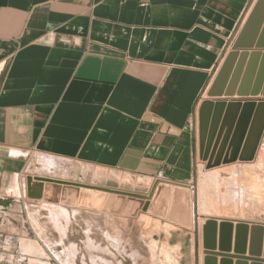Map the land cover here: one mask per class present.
<instances>
[{
  "label": "crops",
  "instance_id": "1",
  "mask_svg": "<svg viewBox=\"0 0 264 264\" xmlns=\"http://www.w3.org/2000/svg\"><path fill=\"white\" fill-rule=\"evenodd\" d=\"M256 2L0 0V217L30 152L193 186L200 106ZM7 242L0 264H32Z\"/></svg>",
  "mask_w": 264,
  "mask_h": 264
},
{
  "label": "rangeland",
  "instance_id": "2",
  "mask_svg": "<svg viewBox=\"0 0 264 264\" xmlns=\"http://www.w3.org/2000/svg\"><path fill=\"white\" fill-rule=\"evenodd\" d=\"M197 124L199 134V113ZM21 167L9 181L10 195L20 204L0 217V240L7 239V245H1L15 258L22 250L26 263L31 259L38 264L34 260L39 257L51 264H203V226L208 219L264 225V132L251 162L207 170L198 156L192 183L198 219L192 230L147 213L134 218L111 215L27 195L28 176L139 194L150 193L153 179L36 152L28 153Z\"/></svg>",
  "mask_w": 264,
  "mask_h": 264
},
{
  "label": "water",
  "instance_id": "3",
  "mask_svg": "<svg viewBox=\"0 0 264 264\" xmlns=\"http://www.w3.org/2000/svg\"><path fill=\"white\" fill-rule=\"evenodd\" d=\"M207 97L199 109V157L206 169L253 161L264 132V0H257L237 34ZM235 97L244 100H228ZM257 97L262 99L247 100ZM194 192V186L164 179L149 194H139L27 177L32 200L133 218L147 213L188 230L198 219ZM203 247V264H264V225L208 219Z\"/></svg>",
  "mask_w": 264,
  "mask_h": 264
},
{
  "label": "built area",
  "instance_id": "4",
  "mask_svg": "<svg viewBox=\"0 0 264 264\" xmlns=\"http://www.w3.org/2000/svg\"><path fill=\"white\" fill-rule=\"evenodd\" d=\"M3 195L6 196V197H8V198H14L13 196L10 195V192L9 191L4 192Z\"/></svg>",
  "mask_w": 264,
  "mask_h": 264
}]
</instances>
